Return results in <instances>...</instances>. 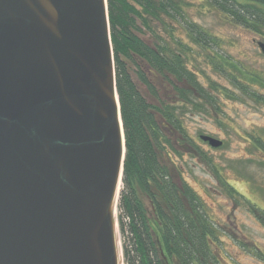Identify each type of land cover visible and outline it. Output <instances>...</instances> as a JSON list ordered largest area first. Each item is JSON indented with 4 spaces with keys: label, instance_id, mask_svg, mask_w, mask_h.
Returning a JSON list of instances; mask_svg holds the SVG:
<instances>
[{
    "label": "water",
    "instance_id": "95a60500",
    "mask_svg": "<svg viewBox=\"0 0 264 264\" xmlns=\"http://www.w3.org/2000/svg\"><path fill=\"white\" fill-rule=\"evenodd\" d=\"M126 150L108 0H0V264H123Z\"/></svg>",
    "mask_w": 264,
    "mask_h": 264
},
{
    "label": "trees",
    "instance_id": "16d2710c",
    "mask_svg": "<svg viewBox=\"0 0 264 264\" xmlns=\"http://www.w3.org/2000/svg\"><path fill=\"white\" fill-rule=\"evenodd\" d=\"M203 1L232 23L264 37V0ZM188 6L186 0H108L127 149L119 199L126 264H224L219 223L190 183L182 175L176 177L161 159L164 153L176 151L172 132L200 153L185 127V117L188 112L218 111L220 95L231 93L215 81L205 89L199 81L203 69L190 67L193 49L180 33L207 50L206 57L216 71L224 74L223 68H230L238 89L248 92V86L260 83L264 87V82L250 70L249 78H244L237 68L241 64L216 49L217 39L188 19ZM144 62L174 85L181 106L164 101L156 106L147 98L141 85L161 99ZM248 95L264 101L255 91ZM250 138L264 146L262 136ZM224 186L232 196L240 194L230 182Z\"/></svg>",
    "mask_w": 264,
    "mask_h": 264
},
{
    "label": "rangeland",
    "instance_id": "374dc122",
    "mask_svg": "<svg viewBox=\"0 0 264 264\" xmlns=\"http://www.w3.org/2000/svg\"><path fill=\"white\" fill-rule=\"evenodd\" d=\"M186 1L189 2L186 8L188 19L217 39L219 47L216 49L241 64L237 68L244 78H249L250 70L264 82V53L259 46L264 37L232 23L203 0ZM180 36L193 49L190 67L197 71L203 69L199 72V81L205 89L215 81L231 93L220 95L218 111L210 108L206 112H188L185 117V127L200 148V153L193 151L178 134L172 132L170 135L176 151L164 153L161 159L176 177L182 175L190 183L203 199L212 218L219 223L223 231L224 264H264V215L260 211H264V146L250 138L257 135L264 138V101L248 95L255 91L264 97V87L254 83L248 86V92L238 89L233 85L230 68H223L224 74L219 73L207 59L206 49H200L186 33L181 32ZM143 64L161 100L181 106L182 101L177 98L174 85L151 71L147 63ZM141 88L147 98L158 106L157 99L147 88L144 85ZM201 135L222 139L224 144L214 148L203 141ZM227 182L245 197L239 193L235 196L229 194L224 186ZM122 187L123 182L120 183V194ZM119 199L120 195L116 207L118 235L123 264H126ZM143 199L150 208L148 198L143 196ZM252 205L259 210H254Z\"/></svg>",
    "mask_w": 264,
    "mask_h": 264
},
{
    "label": "flooded vegetation",
    "instance_id": "af4514ba",
    "mask_svg": "<svg viewBox=\"0 0 264 264\" xmlns=\"http://www.w3.org/2000/svg\"><path fill=\"white\" fill-rule=\"evenodd\" d=\"M158 101V105L160 106V104L163 102L161 99H160V101L159 100H157ZM222 140V139H221ZM224 141V140H223Z\"/></svg>",
    "mask_w": 264,
    "mask_h": 264
}]
</instances>
